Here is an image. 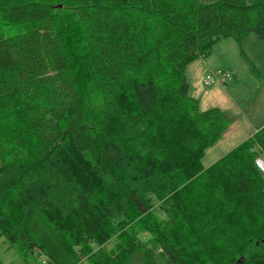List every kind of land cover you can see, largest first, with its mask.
Segmentation results:
<instances>
[{
    "label": "trees",
    "instance_id": "16d2710c",
    "mask_svg": "<svg viewBox=\"0 0 264 264\" xmlns=\"http://www.w3.org/2000/svg\"><path fill=\"white\" fill-rule=\"evenodd\" d=\"M250 35L264 0H0V234L43 264H264V125L204 166L229 122L186 75L229 37L258 74Z\"/></svg>",
    "mask_w": 264,
    "mask_h": 264
},
{
    "label": "rangeland",
    "instance_id": "374dc122",
    "mask_svg": "<svg viewBox=\"0 0 264 264\" xmlns=\"http://www.w3.org/2000/svg\"><path fill=\"white\" fill-rule=\"evenodd\" d=\"M199 1L210 3L215 0ZM242 48L258 69V74L251 70L248 62L242 57L238 44L230 37L215 43L206 57L210 70H225L231 74L232 80L224 85L207 86L203 83L204 74L201 82L205 92L203 106L221 109L229 122L219 138L205 149L201 159L204 166H209L241 143L248 137L242 138L244 134H253L252 125L260 123L261 126L264 123V40L250 35L244 40ZM240 135L243 136L240 138ZM259 156L264 158V155ZM262 175L264 177L263 172ZM144 235L147 236V233ZM115 242L116 239H112L107 247L114 248ZM155 254L159 264H172L162 250H156ZM42 260H46V257L37 249H34L29 257L22 256L15 246L0 234L2 264H43ZM78 264L91 263L86 257H80Z\"/></svg>",
    "mask_w": 264,
    "mask_h": 264
},
{
    "label": "crops",
    "instance_id": "0c3cea01",
    "mask_svg": "<svg viewBox=\"0 0 264 264\" xmlns=\"http://www.w3.org/2000/svg\"><path fill=\"white\" fill-rule=\"evenodd\" d=\"M207 70H209V68L207 67L206 58H197L194 61H192L186 68V75L190 85V92L194 97L198 99V102L200 103L199 106H201L200 107L201 109L208 108L203 106V104H205V102L202 103V101H205L203 100L204 99L203 95L205 94V92L202 90L201 87L203 76L205 72H207ZM259 124L260 123L252 125L251 129L253 130V132H255L257 129H259L261 126L264 125V123L261 126H259ZM248 134L249 135L244 134V136L240 135V138L241 136H243L242 138H246L247 136L250 137L252 135L251 133Z\"/></svg>",
    "mask_w": 264,
    "mask_h": 264
},
{
    "label": "built area",
    "instance_id": "2783aa9c",
    "mask_svg": "<svg viewBox=\"0 0 264 264\" xmlns=\"http://www.w3.org/2000/svg\"><path fill=\"white\" fill-rule=\"evenodd\" d=\"M232 80V76L229 72L225 70H208L206 75L204 76L203 83L207 86L213 84H226L227 82ZM256 167L260 172L264 173V158L261 156H257L254 160ZM42 263H45V260H42Z\"/></svg>",
    "mask_w": 264,
    "mask_h": 264
},
{
    "label": "water",
    "instance_id": "95a60500",
    "mask_svg": "<svg viewBox=\"0 0 264 264\" xmlns=\"http://www.w3.org/2000/svg\"><path fill=\"white\" fill-rule=\"evenodd\" d=\"M240 263V260L237 262V264Z\"/></svg>",
    "mask_w": 264,
    "mask_h": 264
}]
</instances>
